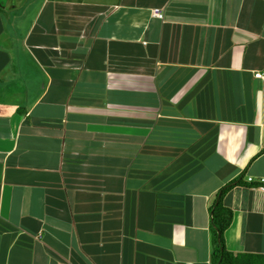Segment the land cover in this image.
Returning a JSON list of instances; mask_svg holds the SVG:
<instances>
[{
    "label": "crops",
    "instance_id": "1",
    "mask_svg": "<svg viewBox=\"0 0 264 264\" xmlns=\"http://www.w3.org/2000/svg\"><path fill=\"white\" fill-rule=\"evenodd\" d=\"M15 1L0 264H212L238 178L227 248L264 254V0Z\"/></svg>",
    "mask_w": 264,
    "mask_h": 264
},
{
    "label": "trees",
    "instance_id": "2",
    "mask_svg": "<svg viewBox=\"0 0 264 264\" xmlns=\"http://www.w3.org/2000/svg\"><path fill=\"white\" fill-rule=\"evenodd\" d=\"M236 184L224 187L215 197L211 207L212 215V264H264V254L235 253L227 248L226 234L234 221L233 212L224 206L225 195L234 186H243V178H238ZM252 189H259L260 183H248ZM219 197V200H218ZM218 200V201H217Z\"/></svg>",
    "mask_w": 264,
    "mask_h": 264
},
{
    "label": "built area",
    "instance_id": "3",
    "mask_svg": "<svg viewBox=\"0 0 264 264\" xmlns=\"http://www.w3.org/2000/svg\"><path fill=\"white\" fill-rule=\"evenodd\" d=\"M152 16H153L154 18L159 19V20H163V19H164V13H163V11H161L160 9H154V10L152 11ZM261 76H262V75L257 74V77H258V78H260ZM249 182H250V183H255L253 179H249ZM258 183H260V188H259V189H261L262 191H264V179H260V180L258 181Z\"/></svg>",
    "mask_w": 264,
    "mask_h": 264
},
{
    "label": "water",
    "instance_id": "4",
    "mask_svg": "<svg viewBox=\"0 0 264 264\" xmlns=\"http://www.w3.org/2000/svg\"><path fill=\"white\" fill-rule=\"evenodd\" d=\"M15 4H16L15 0H0V9L5 8L7 5L9 6V5H15Z\"/></svg>",
    "mask_w": 264,
    "mask_h": 264
},
{
    "label": "rangeland",
    "instance_id": "5",
    "mask_svg": "<svg viewBox=\"0 0 264 264\" xmlns=\"http://www.w3.org/2000/svg\"><path fill=\"white\" fill-rule=\"evenodd\" d=\"M10 76L12 77V74H10ZM13 80H14V79H13ZM15 82L17 83L18 81H15ZM28 85H29V86L31 85L30 79H29V83H28ZM218 200H219V197H218ZM218 200H217V201H218ZM261 243H262V242L259 241V245H260ZM259 245H258V246H259Z\"/></svg>",
    "mask_w": 264,
    "mask_h": 264
}]
</instances>
